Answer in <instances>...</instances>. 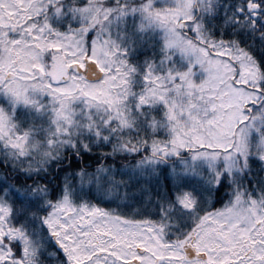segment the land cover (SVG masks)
<instances>
[{"label": "snow or ice", "instance_id": "obj_1", "mask_svg": "<svg viewBox=\"0 0 264 264\" xmlns=\"http://www.w3.org/2000/svg\"><path fill=\"white\" fill-rule=\"evenodd\" d=\"M0 264H264V0H0Z\"/></svg>", "mask_w": 264, "mask_h": 264}]
</instances>
